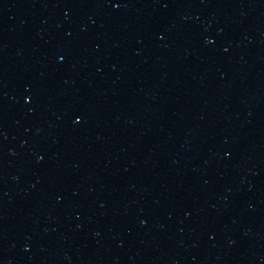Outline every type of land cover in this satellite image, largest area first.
Returning <instances> with one entry per match:
<instances>
[{
  "label": "water",
  "instance_id": "1",
  "mask_svg": "<svg viewBox=\"0 0 264 264\" xmlns=\"http://www.w3.org/2000/svg\"><path fill=\"white\" fill-rule=\"evenodd\" d=\"M0 264H264V0H0Z\"/></svg>",
  "mask_w": 264,
  "mask_h": 264
}]
</instances>
